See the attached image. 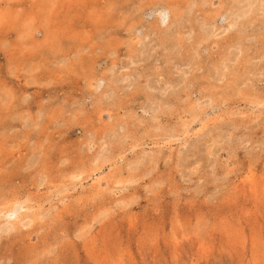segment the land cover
Returning <instances> with one entry per match:
<instances>
[{
	"label": "rangeland",
	"instance_id": "1",
	"mask_svg": "<svg viewBox=\"0 0 264 264\" xmlns=\"http://www.w3.org/2000/svg\"><path fill=\"white\" fill-rule=\"evenodd\" d=\"M0 264H264V0H0Z\"/></svg>",
	"mask_w": 264,
	"mask_h": 264
},
{
	"label": "bare ground",
	"instance_id": "2",
	"mask_svg": "<svg viewBox=\"0 0 264 264\" xmlns=\"http://www.w3.org/2000/svg\"><path fill=\"white\" fill-rule=\"evenodd\" d=\"M251 5H252V4H251ZM252 7H253V6H252ZM249 8H250V7H249ZM249 12H250V11H249ZM243 14H244V13H243ZM241 18H242V17H241ZM228 20H229V19H228ZM236 20H237V19H235V22H236ZM237 21H238V20H237ZM235 22H234V23H235Z\"/></svg>",
	"mask_w": 264,
	"mask_h": 264
}]
</instances>
